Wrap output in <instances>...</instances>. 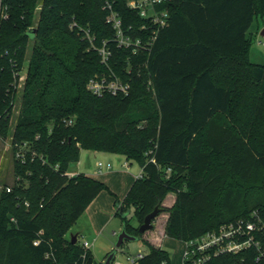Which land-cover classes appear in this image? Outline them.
Segmentation results:
<instances>
[{
	"label": "trees",
	"instance_id": "16d2710c",
	"mask_svg": "<svg viewBox=\"0 0 264 264\" xmlns=\"http://www.w3.org/2000/svg\"><path fill=\"white\" fill-rule=\"evenodd\" d=\"M129 1L0 0V138L11 141L16 177L0 196V264H97L69 238L109 191L84 173L69 177L82 151L141 167L117 204L124 214L134 208L140 226L158 207L168 238L187 242L255 212L264 220V65L251 61L249 35L264 20V0H177L151 54L138 56L117 48L108 22L112 9L125 29L139 27ZM105 42L128 96L87 90L108 73L97 52ZM122 221L147 247L137 264H170L140 226ZM259 255L209 264H264Z\"/></svg>",
	"mask_w": 264,
	"mask_h": 264
},
{
	"label": "built area",
	"instance_id": "2783aa9c",
	"mask_svg": "<svg viewBox=\"0 0 264 264\" xmlns=\"http://www.w3.org/2000/svg\"><path fill=\"white\" fill-rule=\"evenodd\" d=\"M177 0H130L128 7L137 12L143 20L141 25L134 29L133 26L124 28L123 20L112 11L108 18L109 24L116 31L114 42L118 49L130 52L134 56L141 54L150 55L158 39L160 32L170 24V12L168 6ZM102 65L108 73L96 75L87 84V90L94 96L103 98L105 96H128L131 93V84L123 81L113 71V52L109 48V42H105L97 49ZM130 66V62L128 63ZM130 69V68H129ZM12 147V145H11ZM16 158L25 161L22 148L16 154ZM154 162V160L152 161ZM155 163V162H154ZM128 168L129 164L126 163ZM98 173L111 170L110 163H97ZM74 177L75 175H70ZM143 174L139 175L142 178ZM11 190L8 189V192ZM37 245L38 242H35ZM85 251L90 250V243L82 245ZM185 251L183 264H209L213 259L226 254H239L254 249L259 252L258 261L264 257V220L255 212L251 219H240L236 222L223 225L219 230L208 232L200 237L184 242ZM145 255L128 256L130 263H136ZM106 262V261H105ZM112 264H120L115 260Z\"/></svg>",
	"mask_w": 264,
	"mask_h": 264
},
{
	"label": "crops",
	"instance_id": "0c3cea01",
	"mask_svg": "<svg viewBox=\"0 0 264 264\" xmlns=\"http://www.w3.org/2000/svg\"><path fill=\"white\" fill-rule=\"evenodd\" d=\"M83 152L85 151H82V153ZM90 153H92V155L95 154L94 157L96 158V162L94 164L93 169H91L90 171H86L87 173L84 174L104 183L108 187L109 191H103L87 208L85 213L78 220L77 224L72 228L70 239L76 238L77 240L76 242H78L79 244H80L81 236H85L86 238H89V240L93 239L92 243H90L89 241H85V242L90 243V251L94 256L93 248L97 244L98 240L107 232V229L112 224L113 222L112 217L114 213H116L117 215L120 209V207L117 204V201L123 203L128 192L130 191V189L136 182L137 178L141 174L142 169L141 167L139 169L137 168L134 169L132 167L133 163L128 162L126 157L121 155L102 153V152H90ZM99 161L105 164L110 163L112 165V169L109 171L105 170L102 173H98L97 163ZM126 163L129 164L128 168L125 167ZM83 170L85 169H83L82 164H80V167L78 166V168L74 170L75 172L72 171L69 172V174L77 175L83 173ZM173 201L174 200L172 199V203ZM161 217H163L161 218V220H158L159 219L158 218L154 222V229L148 231L145 234V239H147L153 245L164 249L168 240H173V241H178V240L166 237L165 226L168 216L162 215ZM73 229L75 230L73 231ZM122 229L120 230L122 231ZM121 231H119V233ZM119 233L117 231L113 232V234H115L116 237L118 236ZM109 242L111 244V241ZM182 243L184 244V242ZM184 251H185V246L183 247V250L179 254V256L175 257L173 262L171 261L170 258V264H183ZM166 252L168 253V251Z\"/></svg>",
	"mask_w": 264,
	"mask_h": 264
},
{
	"label": "rangeland",
	"instance_id": "374dc122",
	"mask_svg": "<svg viewBox=\"0 0 264 264\" xmlns=\"http://www.w3.org/2000/svg\"><path fill=\"white\" fill-rule=\"evenodd\" d=\"M264 20L258 19L255 21L253 27L251 28L249 35L252 39V46L250 49V59L253 63L264 65ZM28 64L25 66V70L22 72V79L21 83L25 80L27 74ZM153 100V98H152ZM21 106V101L16 103L15 110L13 113L12 124L13 128L15 127L17 117L19 115V110ZM95 154L92 155L89 151H85L81 153V157L78 163H74L71 165L69 172L74 171L80 164H82L83 173H87L86 171H90L93 169L94 164L96 162V158L94 157ZM114 167V166H113ZM132 167L135 169H139L140 166L137 163H133ZM88 169V170H87ZM75 172V171H74ZM90 173V172H89ZM16 182V177L14 173V154L11 147V141L2 140L0 138V196L1 194L8 188L14 185ZM128 219L130 220L132 225L140 226L134 217V208H130L129 212L127 213ZM163 218V217H162ZM113 222L110 227L107 229V232L98 240L97 244L93 248L94 259L97 264H105L107 260V255L112 254L116 249V244L118 242V236L116 237L113 234L114 231H121L123 227V221L120 215H116L114 213ZM75 229H73L74 231ZM71 236V231L69 233V238ZM91 239V238H90ZM85 241H89L92 243L93 239L89 240L85 236L80 237V244L82 245ZM111 241V244L110 242ZM111 245V247H110ZM184 244L179 241L168 240L167 244L164 247V250L168 251L170 254L171 261L173 262L176 256L182 252ZM148 252L147 247L141 241L135 242H126L123 246L122 250L117 252L115 255V261L120 264H137V263H130L127 260L128 256H138L139 254L146 255Z\"/></svg>",
	"mask_w": 264,
	"mask_h": 264
},
{
	"label": "water",
	"instance_id": "95a60500",
	"mask_svg": "<svg viewBox=\"0 0 264 264\" xmlns=\"http://www.w3.org/2000/svg\"><path fill=\"white\" fill-rule=\"evenodd\" d=\"M263 36H264V32H263ZM119 215L122 219L127 217V213L124 214L122 208L120 209ZM159 215H160V209L158 207L152 213L147 215L144 220V223L139 227L140 233L145 234L148 231H151L154 228V221L157 219ZM72 241L75 244L77 240L76 238H73ZM135 241H139V238L129 235L125 229H122V231L118 234V242L116 244V249L112 254L108 256L105 264H112V262L115 260V255L117 254V252L122 250L126 242H135Z\"/></svg>",
	"mask_w": 264,
	"mask_h": 264
}]
</instances>
